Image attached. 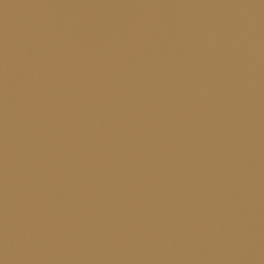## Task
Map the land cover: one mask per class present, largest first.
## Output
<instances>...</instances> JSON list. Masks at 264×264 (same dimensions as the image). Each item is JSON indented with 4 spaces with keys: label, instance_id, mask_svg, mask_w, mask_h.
I'll return each mask as SVG.
<instances>
[{
    "label": "water",
    "instance_id": "water-1",
    "mask_svg": "<svg viewBox=\"0 0 264 264\" xmlns=\"http://www.w3.org/2000/svg\"><path fill=\"white\" fill-rule=\"evenodd\" d=\"M0 264H264V0H0Z\"/></svg>",
    "mask_w": 264,
    "mask_h": 264
}]
</instances>
